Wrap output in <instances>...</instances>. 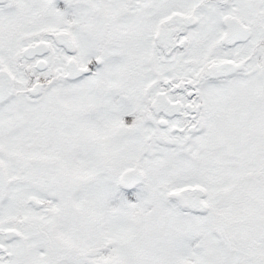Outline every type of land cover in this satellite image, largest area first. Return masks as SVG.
Listing matches in <instances>:
<instances>
[{"label": "snow or ice", "instance_id": "1", "mask_svg": "<svg viewBox=\"0 0 264 264\" xmlns=\"http://www.w3.org/2000/svg\"><path fill=\"white\" fill-rule=\"evenodd\" d=\"M0 264H264V0H0Z\"/></svg>", "mask_w": 264, "mask_h": 264}]
</instances>
